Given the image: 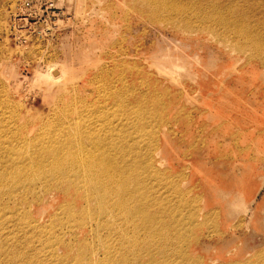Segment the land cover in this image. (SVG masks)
Here are the masks:
<instances>
[{
    "label": "bare ground",
    "instance_id": "bare-ground-1",
    "mask_svg": "<svg viewBox=\"0 0 264 264\" xmlns=\"http://www.w3.org/2000/svg\"><path fill=\"white\" fill-rule=\"evenodd\" d=\"M115 10L123 19L135 16L158 27L171 26L169 30L181 37L168 40L174 43L167 44L168 50L154 51L151 62L160 82L183 80L185 96L198 75L190 69L192 64L199 63L203 75L217 65L213 53L201 61L203 48L197 40L204 39L200 43L207 46L222 44L230 56L248 53L252 65L264 64V0H118ZM190 44L197 46L192 53ZM83 53L81 58L89 60L90 55ZM142 55L136 51L139 62L146 59ZM99 58L103 64L96 61L95 67L80 69L91 89L63 82L60 62L47 66L48 77L62 83L56 103L44 117H24L16 111L0 71V184L55 183L59 200L54 215L60 220L56 235L35 246L36 234L8 214L21 207L30 209L32 202L24 196L16 199L18 192L0 193V264H43L39 257L45 247L51 256L45 264H172L170 259L189 264L198 260L182 250L185 230L197 224L193 212L182 218L184 204L170 205L167 194L181 195L173 181L163 192L158 190L164 180L157 168L161 160L156 159L157 148L144 144L145 105L151 97L143 79L133 84L127 78L125 61L107 65L108 56ZM140 67L134 63L137 73ZM261 70L254 69V73ZM194 151L205 154L207 149L196 147ZM10 172L25 180H3V175L14 176ZM195 205V211L202 210L197 199ZM243 205V196L237 193L225 203L224 214L236 217ZM65 234L70 238L65 240ZM57 245L62 247L60 254L54 248ZM100 247L103 257L95 259Z\"/></svg>",
    "mask_w": 264,
    "mask_h": 264
},
{
    "label": "rangeland",
    "instance_id": "rangeland-1",
    "mask_svg": "<svg viewBox=\"0 0 264 264\" xmlns=\"http://www.w3.org/2000/svg\"><path fill=\"white\" fill-rule=\"evenodd\" d=\"M117 4L118 0H0V71L16 111L24 117H44L56 103L59 83L72 87L78 83L82 90L88 85L81 68L84 72L95 67L96 61L103 64L99 56L104 54L109 57L107 65L125 61L127 78L133 84L142 78L151 97L145 105L144 144L157 148L156 159L161 160L157 168L164 180L158 190L163 192L173 181L181 195L167 194L170 205L183 203L182 218L193 212L197 223L195 228L187 227L182 243L184 253L198 259L189 264H264V64L252 65L248 53L230 56L222 44L207 46L200 43L204 39L197 40L203 48L201 61L213 53L217 65L203 75L200 64H192L190 69L198 75L185 96L183 80L160 82L151 62L154 51L168 50L181 37L169 30L171 26L158 27L135 16L119 17ZM197 46L190 44V53ZM136 51L146 59L139 62ZM83 52L90 55L89 60L81 58ZM53 61L64 69L59 83L48 77L47 66ZM135 62L141 66L140 73L134 69ZM257 68H262L259 74L254 73ZM196 147L207 151L198 154ZM10 173L14 176L2 179L25 180ZM54 187L55 183L44 180L0 184V193L18 192L16 199L24 196L32 202L30 209L21 207L8 214L36 234L35 246L58 232L60 220L54 214L59 199ZM237 193L242 194L244 205L236 217L229 218L224 205ZM35 195L41 198L33 200ZM196 199L202 210H194ZM162 202L168 205V200ZM33 222L35 227H31ZM69 238L64 235L65 240ZM58 246L54 248L60 254ZM44 249L39 257L43 264L51 259L49 248ZM97 251L94 257L101 259L103 248ZM170 261L185 264L181 259Z\"/></svg>",
    "mask_w": 264,
    "mask_h": 264
}]
</instances>
